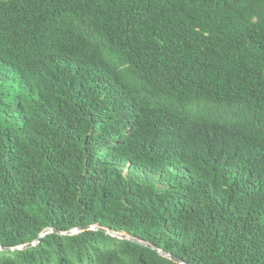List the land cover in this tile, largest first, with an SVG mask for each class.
<instances>
[{
	"label": "trees",
	"instance_id": "1",
	"mask_svg": "<svg viewBox=\"0 0 264 264\" xmlns=\"http://www.w3.org/2000/svg\"><path fill=\"white\" fill-rule=\"evenodd\" d=\"M0 264H264V0H0Z\"/></svg>",
	"mask_w": 264,
	"mask_h": 264
},
{
	"label": "water",
	"instance_id": "2",
	"mask_svg": "<svg viewBox=\"0 0 264 264\" xmlns=\"http://www.w3.org/2000/svg\"><path fill=\"white\" fill-rule=\"evenodd\" d=\"M90 228H95V227H90ZM81 230H84V229H81ZM48 232H49V231L44 232L42 236H45L46 234H48ZM108 233L113 234V235H116V236H120V237L123 238V239H127V237H126V236H123V235L114 234V233H112V232H110V231H108ZM39 241H40V239H38L36 243H33V244H30V245H27V246H25V247H32V246L36 245ZM25 247H19L18 249H22V248H25ZM159 252H160V254H161L162 256H164V257H169V258H171V259L174 260V258L171 257L170 255H167V254L163 253V252L160 251V250H159Z\"/></svg>",
	"mask_w": 264,
	"mask_h": 264
}]
</instances>
